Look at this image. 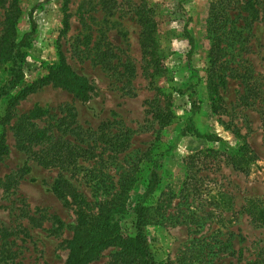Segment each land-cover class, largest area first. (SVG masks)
<instances>
[{
	"label": "rangeland",
	"instance_id": "rangeland-1",
	"mask_svg": "<svg viewBox=\"0 0 264 264\" xmlns=\"http://www.w3.org/2000/svg\"><path fill=\"white\" fill-rule=\"evenodd\" d=\"M218 2L228 10L232 30L217 53L214 75L222 84L217 85L220 100L212 96V111L204 83L210 66L205 19L209 6ZM139 5L152 9L155 22L160 71L152 79L134 13ZM18 7V35L29 30L30 11L35 22L19 88L44 75L60 50L94 91L79 101L43 86L20 100L15 116L3 126L6 153L0 156V179L24 163L28 171L7 192L0 187V264H63L67 251L59 242L71 236L74 214L51 191L58 175L69 180L94 214L117 218L122 232L133 235V205L165 147L167 154L156 161L158 186L144 202L141 218L155 259L161 264H254L264 258V221L251 216L264 208V0H68L65 32L62 0H18ZM2 13L0 8V30ZM184 30L193 42L189 57ZM4 78L1 66L0 83ZM168 100L172 117L162 124L155 114ZM191 101L198 108L193 112ZM34 106L45 112L33 120L37 127L53 124L68 108L77 125L94 133L84 135L91 149L77 160L79 167H42L16 148L12 126ZM189 116L197 132L221 141L179 135ZM100 130L116 133L117 140L127 136V147L105 149L97 137ZM242 142L255 156L246 172L226 159L225 146ZM18 209L23 210L19 216ZM118 250L107 247L88 264H126Z\"/></svg>",
	"mask_w": 264,
	"mask_h": 264
},
{
	"label": "trees",
	"instance_id": "trees-1",
	"mask_svg": "<svg viewBox=\"0 0 264 264\" xmlns=\"http://www.w3.org/2000/svg\"><path fill=\"white\" fill-rule=\"evenodd\" d=\"M67 2L68 0H62L61 32H65L68 28ZM0 8L3 10L0 30V67L3 66L5 71V78L0 83V104H3L0 114V156H2L6 153L3 126L15 116L13 110L20 100L41 87L50 85L70 93L73 98L79 101H87L93 93L94 87L87 78L77 74L67 64L63 54L58 50L57 62L48 66L44 75L19 88L23 81L22 65L25 58V48L29 46L33 39L35 22L31 17L30 11L28 14L29 30L18 35L16 32V23L20 14L18 0H0ZM134 13L142 26L140 46L152 65V73L148 75L152 79L154 74L160 71L158 67L160 58L156 51V43L153 40L155 22L152 17V9L139 5ZM205 29L209 38L208 60L210 66L206 72L204 83L208 100L211 104L213 95L217 97V100H220L217 85L222 84V79L214 75L217 67V53L223 47L220 46V42L222 39L229 37L228 33L232 30L230 16L224 3L218 2L209 6L205 19ZM184 35L188 40L189 49L186 56L189 57L193 50V42L191 36L185 30ZM190 71L194 72L193 69ZM214 78L217 82H215ZM17 88L18 90L13 92ZM176 91L178 93L182 92L181 89H176ZM169 103V100L164 102L161 108L158 107V111L155 114V118L162 124L168 122L172 117ZM190 105L191 112L194 109H198L193 101L190 102ZM211 108L212 111H215L212 104ZM44 113L40 107L34 106L27 113L17 117L16 122L12 126L15 128L13 135L16 148L23 152L27 158L42 167L63 169L79 167L77 160L83 159L84 155L91 149L84 142V135L87 137L89 130H84L77 125L75 115L68 108L64 110L62 116L56 117L53 124L37 127L33 120L40 119ZM190 119V116L186 119L178 132L179 135L190 134L207 142L221 141L220 138L213 134L197 132L192 126ZM79 134L83 136L77 140ZM97 137H99V140L101 139L104 148L108 147L107 149L110 152L125 149L128 144L127 136H124L122 140H117L116 133L109 135L108 132L105 133L103 130H100ZM225 148L229 150V153L226 154V159L236 169L246 172L247 166L255 160L254 154L245 142L240 143L236 147L226 145ZM208 151L211 153L216 152L213 149H208ZM150 152L151 147L148 150L146 149L145 158L149 156ZM167 152L168 147H165L151 164L146 175L141 197L133 205L132 213L134 214L135 229L133 235L122 232L117 218L105 216L99 211L94 214L89 203L83 199L67 178L58 175L54 179L51 185L52 193L62 198L74 214L71 236L59 242V246L63 245L67 251L63 264H88L95 260L102 250L112 245L118 247L119 250L116 254L123 257L126 264H161L155 259L151 251L147 236L142 230L141 218L144 210L143 204L152 198L160 180L158 170L160 164L156 165V161H160ZM27 171V166L24 163L16 172L5 174L0 179L2 192H7L12 186L15 187L16 182ZM18 211L17 215L19 216L23 210L18 209ZM251 216L264 221V208L257 210L256 213L252 212ZM30 221H33V218H30ZM54 222L56 223V228L62 227V223L57 218H55ZM259 263L264 264V258L254 261V264Z\"/></svg>",
	"mask_w": 264,
	"mask_h": 264
}]
</instances>
